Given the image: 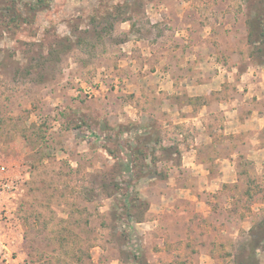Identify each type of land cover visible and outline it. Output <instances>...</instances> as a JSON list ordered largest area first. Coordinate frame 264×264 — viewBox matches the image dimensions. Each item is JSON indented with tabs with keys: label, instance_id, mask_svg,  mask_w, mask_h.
Returning a JSON list of instances; mask_svg holds the SVG:
<instances>
[{
	"label": "rangeland",
	"instance_id": "374dc122",
	"mask_svg": "<svg viewBox=\"0 0 264 264\" xmlns=\"http://www.w3.org/2000/svg\"><path fill=\"white\" fill-rule=\"evenodd\" d=\"M37 2L0 0V264H240L264 221L256 1Z\"/></svg>",
	"mask_w": 264,
	"mask_h": 264
},
{
	"label": "trees",
	"instance_id": "16d2710c",
	"mask_svg": "<svg viewBox=\"0 0 264 264\" xmlns=\"http://www.w3.org/2000/svg\"><path fill=\"white\" fill-rule=\"evenodd\" d=\"M255 1L257 3V7L252 8L253 12L247 22L249 43H251L252 47L255 46L256 48L255 51L252 53L253 56L256 54V52H258V54L264 53V0H255ZM43 2L44 0H38L37 3L32 5V9H33L32 11L35 10L34 9L35 7L43 4ZM1 5L2 3L0 4V6ZM12 14L13 15L9 16V20H11L12 22L19 21L20 17L22 16V14L20 13L18 14L15 11H13ZM22 19L27 20V18H22ZM260 63L264 65V61H261ZM117 129H118V132L122 133L126 130V127L118 126ZM108 139L112 141L113 140L117 141L115 136L114 137L110 136L108 137ZM139 139H140V142H139L140 144L142 140H146V138H139ZM106 149L110 153V155L114 157L117 156V153L115 152V150L108 148V147ZM136 153L134 154L132 153L133 159L132 160L130 159V161H132L137 167L138 164L136 162L139 159L141 160V158H139L138 156L141 153H143V156L146 157V153H144L142 148L138 149ZM129 173H131L132 178L128 180L127 182H128V185H131L133 178L137 176L139 177L140 172H137L135 170L133 171L131 169ZM116 186L119 187V184H116ZM128 191H126V194L122 200L121 207L123 208V211H124L123 213L125 217L132 220L134 217H136L135 208L138 207L135 203L137 194H134L135 192L133 193L132 191L133 195H135L134 198H132L131 197L132 195H130ZM145 204L147 203H144V206ZM145 209H147V207H145ZM262 250H264V221L259 225L258 228L251 230V239L248 240L246 245H244L245 256H244V260H242L240 264H260L259 251H262Z\"/></svg>",
	"mask_w": 264,
	"mask_h": 264
},
{
	"label": "crops",
	"instance_id": "0c3cea01",
	"mask_svg": "<svg viewBox=\"0 0 264 264\" xmlns=\"http://www.w3.org/2000/svg\"><path fill=\"white\" fill-rule=\"evenodd\" d=\"M257 69L255 70L257 76H254L253 72H251V73L247 72V73H244V75H242L241 78H244L245 76H248V75L249 76L251 75L252 77H254L255 80L252 81L253 83H252L251 87H253V86L256 87V88H254L255 89L254 93L257 94L258 99H262L261 95H262L263 90H264V68L262 67L261 70L260 69L257 70ZM258 85H261V88ZM246 95H247V93H246ZM262 97H264V96H262ZM259 116L260 117H264V113L260 114ZM210 141H212V138H211ZM197 151H198V153H196L195 156L199 157V155H200L199 153L201 152V150L200 149L199 150H195V152H197ZM190 155H194V151ZM197 164L198 165H196V164L194 165L193 164V166H189L188 169H194L195 167H197V168H201L202 167V168L206 169L208 172H210V170L206 168L205 163H200V162L198 163V161H197ZM220 173H221V170H220Z\"/></svg>",
	"mask_w": 264,
	"mask_h": 264
},
{
	"label": "built area",
	"instance_id": "2783aa9c",
	"mask_svg": "<svg viewBox=\"0 0 264 264\" xmlns=\"http://www.w3.org/2000/svg\"><path fill=\"white\" fill-rule=\"evenodd\" d=\"M4 171H6V167L5 166H2L1 167V170H0V174L4 173Z\"/></svg>",
	"mask_w": 264,
	"mask_h": 264
}]
</instances>
